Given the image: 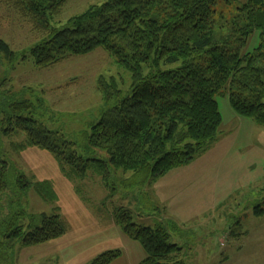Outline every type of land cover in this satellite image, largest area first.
<instances>
[{"label": "trees", "instance_id": "obj_1", "mask_svg": "<svg viewBox=\"0 0 264 264\" xmlns=\"http://www.w3.org/2000/svg\"><path fill=\"white\" fill-rule=\"evenodd\" d=\"M67 2L0 0L39 36L30 50L35 69H51L100 49L130 74L132 84L124 95L116 78L97 79L96 90L114 104L82 132L80 141L45 128L30 100L7 106L0 121L7 125L3 132L23 135L26 147L50 154L62 172L84 179L93 169L103 187L114 191L111 182L118 177L125 184L131 174L142 185L188 165L217 140L222 119L214 97L222 91L237 115L264 129V0H108L52 27ZM255 33L259 47L243 54ZM0 59L12 67L24 60L3 40ZM9 185L16 189L13 195L7 194ZM30 185L0 157V207H19L8 213L13 221L28 217L21 198ZM263 206L254 207L253 214L264 215ZM111 216L121 233L143 249L139 264H183L176 261L181 248L169 243L166 221L151 229L134 224L126 208L112 209ZM40 217L39 226L31 222L25 233L19 225L6 238L23 249L67 232L57 209ZM121 254L108 250L89 264H113Z\"/></svg>", "mask_w": 264, "mask_h": 264}, {"label": "rangeland", "instance_id": "obj_2", "mask_svg": "<svg viewBox=\"0 0 264 264\" xmlns=\"http://www.w3.org/2000/svg\"><path fill=\"white\" fill-rule=\"evenodd\" d=\"M107 1L68 0L51 26L60 28ZM38 39L27 21L0 4V40L18 59L24 58L14 67L0 59V121L10 103L30 100L45 128L60 129L80 141L82 132L114 104L106 103L96 90L97 79L116 78L125 95L131 76L100 49L70 57L51 69H35L30 50ZM260 41L255 33L242 53H253ZM214 99L222 123L210 148L200 151L188 165L149 183L138 185L128 174L124 178L128 181L122 184L123 178L118 177L111 182L114 191L103 187L93 169L84 179L62 172L50 154L27 148L23 135L4 133L7 125L0 122V157L31 182L21 198L28 217L13 221L8 213L14 214L19 207L8 203L0 207V264H89L113 248L112 241L122 253L113 264H139L145 256L141 246L121 232L123 242L115 237L112 229L117 230V225L111 216L115 208L131 210L138 226L153 229L166 221L169 243L181 248L175 255L177 262L264 264V215L253 214L254 207L264 203V129L237 115L225 91ZM18 145H24L26 151ZM12 187L9 185L8 195L15 193ZM53 209L67 227L61 238L23 249L6 238L19 225L25 233L31 230V222L39 226L40 216L52 215Z\"/></svg>", "mask_w": 264, "mask_h": 264}, {"label": "crops", "instance_id": "obj_3", "mask_svg": "<svg viewBox=\"0 0 264 264\" xmlns=\"http://www.w3.org/2000/svg\"><path fill=\"white\" fill-rule=\"evenodd\" d=\"M216 141H217V140H216ZM214 143H215V142H214ZM214 143H213V144H214ZM213 144H212V145H213ZM210 147H211V146H210ZM210 147H209V148H210ZM27 148H30V147H27ZM27 148L23 149L22 151H26ZM108 228H109V229H112V228L110 227V225H108ZM112 230L114 231V234H115V237H116L117 241H119V243H120V242H123V238H121L122 236H120V234H119V232H121V231H119L120 229L117 227V230H116L115 227H114ZM115 244H116V241H112V243H111L110 246H112L113 248H111V249H109V250L118 249V246H116ZM106 251H108V250H106ZM104 252H105V251H104ZM144 258H145V256H144ZM144 258H143V259H144ZM143 259H142V260H143ZM142 260H141V261H142ZM141 261H140V262H141Z\"/></svg>", "mask_w": 264, "mask_h": 264}]
</instances>
